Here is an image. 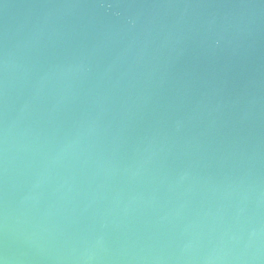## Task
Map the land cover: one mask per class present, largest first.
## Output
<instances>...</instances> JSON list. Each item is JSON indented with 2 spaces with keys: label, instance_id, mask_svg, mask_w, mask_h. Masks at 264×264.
Wrapping results in <instances>:
<instances>
[{
  "label": "water",
  "instance_id": "1",
  "mask_svg": "<svg viewBox=\"0 0 264 264\" xmlns=\"http://www.w3.org/2000/svg\"><path fill=\"white\" fill-rule=\"evenodd\" d=\"M0 264H264V0H0Z\"/></svg>",
  "mask_w": 264,
  "mask_h": 264
}]
</instances>
